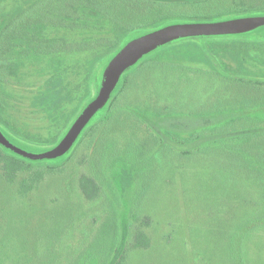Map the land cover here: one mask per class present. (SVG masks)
I'll list each match as a JSON object with an SVG mask.
<instances>
[{
  "label": "rangeland",
  "instance_id": "obj_1",
  "mask_svg": "<svg viewBox=\"0 0 264 264\" xmlns=\"http://www.w3.org/2000/svg\"><path fill=\"white\" fill-rule=\"evenodd\" d=\"M40 1L0 0V25L13 17L28 20ZM194 1L199 0H178L184 5L179 10L198 8L189 4ZM236 1L264 8V0ZM132 6L141 11L132 16L140 18L175 9L138 0ZM253 18L262 23L251 31L178 38L140 58L122 73L105 105L70 150L33 166L42 172L54 168L33 190L22 195L23 181L32 172L19 173L13 183L2 174L0 264L113 261L133 192L129 189L123 196L116 172H126L141 188L138 210L147 224L138 222L134 227L151 240L148 249L131 248L126 264H264V143H254L244 153L239 141L222 130L223 116L254 115L261 109L254 100L250 102L254 94L249 90L247 105L241 104V85L229 80H264V50L236 45L239 40L264 44V11L234 19ZM177 24L186 23L171 25ZM151 32L131 34L118 52L100 62L89 93L85 78L93 54L81 45L111 36L76 33L66 37L68 43L77 42V47L71 48L75 54L63 60L68 71L63 87L67 102L58 123L33 104L45 91L53 68L32 64L14 75L3 74L8 116L17 135L1 125L0 132L28 153L55 149L100 96L115 57ZM59 37L51 33L48 39ZM210 42L215 43L214 54L207 51ZM186 44L199 45L204 54L195 56L202 60H193L194 55L184 51ZM92 47L102 50L95 44ZM164 49L167 53L157 54ZM167 130L180 133L184 142H170L171 149L164 152L150 134L165 137ZM83 177L100 185L99 200L85 197L80 186Z\"/></svg>",
  "mask_w": 264,
  "mask_h": 264
},
{
  "label": "trees",
  "instance_id": "obj_2",
  "mask_svg": "<svg viewBox=\"0 0 264 264\" xmlns=\"http://www.w3.org/2000/svg\"><path fill=\"white\" fill-rule=\"evenodd\" d=\"M122 1L124 3L117 4L118 0H43L37 3L28 20L22 21L13 17L0 25V125L2 127L17 135L8 116L3 74L14 75L16 71L32 64H46L54 69L53 75L47 81L45 91L35 99L33 104L35 107L46 110L54 123L60 122V116H63L67 102V99L63 97V87L68 71L63 67V60L67 56L75 54L71 48L77 47V42H69V45L66 38L69 35L76 36V33H79L80 35L111 36V38H101L97 42H89L92 39H88L89 44L81 45L87 47L93 54L89 61V73L85 78L86 89L89 93L91 79L99 63L118 52L124 41L133 33L155 31L177 21L215 23L264 11V8H258L254 4L246 5L241 2L238 3L236 0L189 2L194 7L198 6V8L190 9V11H180V7L184 5L183 2H177L178 0H138L149 4H159L163 8H175L171 11H163L164 13L152 14L150 17L143 14L144 18H140L132 16L141 12L131 9L135 0ZM125 2L128 7L124 6ZM217 4H219L218 7ZM126 18L130 20L127 21ZM51 33L61 35V37L55 40L48 39ZM94 44L101 46L102 50L97 51L96 48L92 47ZM236 45L240 49L264 50V44L252 41L239 40ZM183 48L185 52L194 55L193 60L200 61L201 59L195 56L196 53L204 54L197 44H186ZM167 51L164 49L157 54L167 53ZM207 51L210 54L215 53L214 42L208 43ZM153 58L156 59L157 56ZM229 80L241 85L242 90L238 92L239 101H244L241 104L247 105L246 95L247 90H249L254 94V98L250 102L254 100L256 107L264 108V80L238 77L229 78ZM85 97L87 99L88 96ZM69 101L71 102V98ZM261 109L256 111L254 115L223 116L222 130L225 135L239 141L240 148L243 150L241 152L247 153L248 148H251L254 143L260 145L264 143V112H261ZM249 120L251 122L248 124ZM68 123L69 121L66 125ZM164 135L165 137L155 133L150 134V138L153 139L156 147L162 148L164 152L166 149H171V145H168L170 142L177 144L184 142L180 133L167 130ZM52 143H56V141L54 140ZM43 160L46 159L35 160L25 157L0 142V177L3 174L8 181L13 183L19 173L32 172L34 174H30L23 181L22 195L23 191L33 190L45 179L46 175L53 173L54 168H50L49 172L33 170V166ZM115 179L124 197L129 189L133 192L128 202V217L124 220L122 234H120L121 240L118 245L115 244L117 245L115 251L118 255H115L109 264H126L131 248L148 249L151 246V240L144 231L134 227L138 222L147 224L146 219H141L138 210L141 188L130 181L126 172H116ZM80 186L88 200L100 199L102 189L94 179L83 177L80 180Z\"/></svg>",
  "mask_w": 264,
  "mask_h": 264
},
{
  "label": "water",
  "instance_id": "obj_3",
  "mask_svg": "<svg viewBox=\"0 0 264 264\" xmlns=\"http://www.w3.org/2000/svg\"><path fill=\"white\" fill-rule=\"evenodd\" d=\"M255 20L260 19H234L215 23L177 24L148 33L130 43L115 57L107 72V81L100 96L88 106L84 114L74 124L65 139L55 149L44 154H31L14 146L1 132L0 142L17 153L35 160L57 159L62 157L73 146L74 142L97 110L105 105L111 92L115 89L122 73L129 67L136 64L140 58L155 50L159 46L178 38L245 33L256 29L259 27L260 23H262H255Z\"/></svg>",
  "mask_w": 264,
  "mask_h": 264
}]
</instances>
